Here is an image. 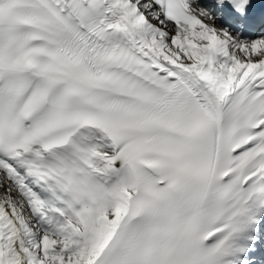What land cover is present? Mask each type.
Here are the masks:
<instances>
[{
    "label": "snow or ice",
    "instance_id": "1",
    "mask_svg": "<svg viewBox=\"0 0 264 264\" xmlns=\"http://www.w3.org/2000/svg\"><path fill=\"white\" fill-rule=\"evenodd\" d=\"M215 19L0 0V264H264V36Z\"/></svg>",
    "mask_w": 264,
    "mask_h": 264
},
{
    "label": "bare ground",
    "instance_id": "2",
    "mask_svg": "<svg viewBox=\"0 0 264 264\" xmlns=\"http://www.w3.org/2000/svg\"><path fill=\"white\" fill-rule=\"evenodd\" d=\"M196 3L197 0H193L194 7L196 6ZM198 3L200 6L210 10L211 15L216 18V26L227 29L234 37H237L238 39L245 40L242 38V24L244 22L239 21L237 18H230L226 16L223 7L219 2L216 0H198ZM258 36H264V32L261 35L257 34L254 38ZM261 229L264 231V224L262 225Z\"/></svg>",
    "mask_w": 264,
    "mask_h": 264
}]
</instances>
